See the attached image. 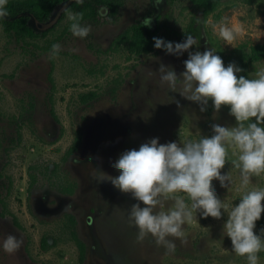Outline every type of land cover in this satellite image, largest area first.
I'll return each mask as SVG.
<instances>
[{
	"label": "rangeland",
	"instance_id": "rangeland-1",
	"mask_svg": "<svg viewBox=\"0 0 264 264\" xmlns=\"http://www.w3.org/2000/svg\"><path fill=\"white\" fill-rule=\"evenodd\" d=\"M60 12L47 27L57 23ZM146 17H151L150 27H162L159 37L182 41L191 29L200 37L198 50L217 51L220 45L229 53L244 46L249 75L264 67V60L251 61L250 51L264 43V0H223L208 19L188 0H126L117 23H86L91 31L81 38L65 31L66 18L48 36H36L29 44L0 25V240L8 233L23 239L14 253L0 248V264H248L223 232L226 214L204 217L194 211L185 225L186 243L169 237L176 240L172 252L150 234L138 241V229L128 221L137 200L92 174L118 175L113 162L153 137L161 143L180 142L210 135L214 123H236L226 106L216 113L209 102L202 112L198 103L161 86L160 65L179 74L188 52L177 56L154 48L136 57L127 46H115L128 27ZM225 17L239 30L231 42L214 27ZM53 41L62 46L56 56L45 49ZM90 94L93 98L83 103L82 96ZM79 134L77 150L68 154ZM229 151L221 172L231 170L232 187L213 183L221 199L235 204L241 195L239 169L232 165L238 149ZM31 175L36 176L34 184ZM62 185L74 192H62ZM253 185L264 186V173L252 177L248 187ZM261 228L264 213L256 231ZM73 232L87 245L84 262ZM44 238L48 249L43 248ZM260 257L259 264H264Z\"/></svg>",
	"mask_w": 264,
	"mask_h": 264
},
{
	"label": "clouds",
	"instance_id": "clouds-1",
	"mask_svg": "<svg viewBox=\"0 0 264 264\" xmlns=\"http://www.w3.org/2000/svg\"><path fill=\"white\" fill-rule=\"evenodd\" d=\"M6 3L7 0H0V17L8 13ZM105 11L102 9L101 14ZM83 17V12L68 13L70 31L81 38L91 31V25L82 22ZM151 22V17L143 20L146 26ZM214 27H218L220 37L226 42L239 34L227 17ZM152 39L155 48L169 54L181 56L188 52L184 70L179 74L170 65H160L161 86L166 84L169 90L198 103L202 112L207 111L209 102L216 113L226 106L236 123H214L210 135L180 142L161 143L159 137H153L138 148L125 150L113 162L118 175L96 170L92 174L131 193L137 200L128 211V221L138 229V241L150 234L157 245L172 252L177 245L169 237L186 243L185 225L191 222L194 211L204 217L221 218L226 214L223 232L231 238L232 250L245 257L248 264H259L260 253L264 251V228L257 232L256 227L264 213V186L248 185L252 184L253 176L264 173V67L254 76L242 75L244 69L235 62L225 65L215 48L198 50L200 37L192 33H186L182 41L159 36ZM193 46L197 50L192 51ZM61 47L59 42H54L50 55H58ZM230 149H238V158L232 165L239 169L237 191L241 195L235 204L221 199L213 183L219 180L221 186L231 189V170L221 172ZM22 245L23 239L13 233L0 240V248L7 253L16 252Z\"/></svg>",
	"mask_w": 264,
	"mask_h": 264
},
{
	"label": "trees",
	"instance_id": "trees-1",
	"mask_svg": "<svg viewBox=\"0 0 264 264\" xmlns=\"http://www.w3.org/2000/svg\"><path fill=\"white\" fill-rule=\"evenodd\" d=\"M188 1L191 2L195 9L202 11L204 19H208L210 15L214 14L223 5V0ZM125 4L126 0H7L5 7L8 9V13L6 16L0 17V25L7 34L16 36L19 42L29 44L28 40L36 36H48V34L56 28L57 24H60L63 20L68 18L69 12H83V23H90L93 25L117 23L122 15ZM58 9H60L61 12L57 23L52 27H47L46 25L50 22L51 17ZM102 9H106V12H103V14H101ZM70 23L71 21L69 20V25ZM69 25L66 27L65 31L70 29ZM161 28L159 23L155 28H152L144 25L143 22H138L128 27L114 41V44L117 48L124 45L127 46L130 54L136 57L150 54L155 48L152 38L154 36H159ZM190 28H192V26H190ZM189 31L193 33L191 29H189ZM186 33H183L182 36H186ZM54 42L55 41L45 49L50 50ZM216 48L218 54L223 58L225 63L235 62L244 69L240 74L245 76L249 75V65L251 63L246 62L244 59V46L233 49L229 53L225 52L220 45H216ZM114 49L116 50V48ZM250 51L251 61L264 60V43L251 46ZM82 97V102L87 103L88 100L93 98V95H84ZM80 139L81 135L79 134L68 154L77 150ZM35 181L36 176L31 175V183L34 184ZM60 189L66 194H72L74 192L71 186L65 187L62 185ZM71 220L75 223L73 219ZM14 222L17 226L22 227L17 218H15ZM72 239L78 247L80 261L84 262L87 254V245L78 237L76 232L72 233ZM43 248H49V243L45 238L43 240ZM261 256L264 257V251L261 252Z\"/></svg>",
	"mask_w": 264,
	"mask_h": 264
},
{
	"label": "flooded vegetation",
	"instance_id": "flooded-vegetation-1",
	"mask_svg": "<svg viewBox=\"0 0 264 264\" xmlns=\"http://www.w3.org/2000/svg\"><path fill=\"white\" fill-rule=\"evenodd\" d=\"M142 56V55H141ZM78 248V247H77Z\"/></svg>",
	"mask_w": 264,
	"mask_h": 264
}]
</instances>
